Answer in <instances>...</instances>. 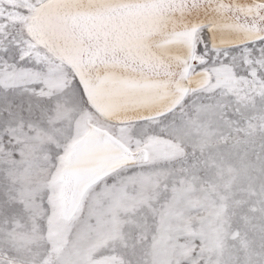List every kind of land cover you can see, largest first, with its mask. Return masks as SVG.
I'll list each match as a JSON object with an SVG mask.
<instances>
[{"label": "snow or ice", "instance_id": "obj_1", "mask_svg": "<svg viewBox=\"0 0 264 264\" xmlns=\"http://www.w3.org/2000/svg\"><path fill=\"white\" fill-rule=\"evenodd\" d=\"M0 264H264V0H0Z\"/></svg>", "mask_w": 264, "mask_h": 264}]
</instances>
